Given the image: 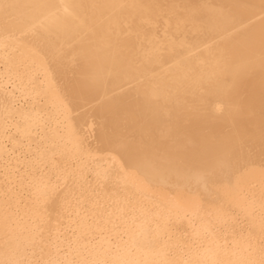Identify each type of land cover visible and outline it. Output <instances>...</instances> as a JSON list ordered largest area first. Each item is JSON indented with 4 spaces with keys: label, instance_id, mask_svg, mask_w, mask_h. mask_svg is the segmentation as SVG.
<instances>
[{
    "label": "bare ground",
    "instance_id": "6f19581e",
    "mask_svg": "<svg viewBox=\"0 0 264 264\" xmlns=\"http://www.w3.org/2000/svg\"><path fill=\"white\" fill-rule=\"evenodd\" d=\"M0 264H264V0H0Z\"/></svg>",
    "mask_w": 264,
    "mask_h": 264
}]
</instances>
